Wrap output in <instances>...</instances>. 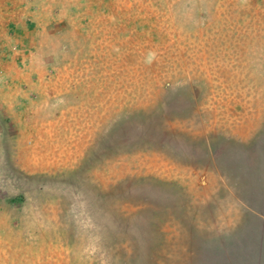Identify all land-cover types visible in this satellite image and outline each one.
<instances>
[{
  "label": "rangeland",
  "instance_id": "1",
  "mask_svg": "<svg viewBox=\"0 0 264 264\" xmlns=\"http://www.w3.org/2000/svg\"><path fill=\"white\" fill-rule=\"evenodd\" d=\"M0 264H264V0H0Z\"/></svg>",
  "mask_w": 264,
  "mask_h": 264
}]
</instances>
